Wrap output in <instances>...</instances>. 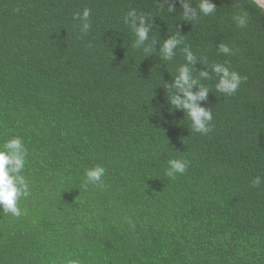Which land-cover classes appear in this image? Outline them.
<instances>
[{"label":"trees","instance_id":"1","mask_svg":"<svg viewBox=\"0 0 264 264\" xmlns=\"http://www.w3.org/2000/svg\"><path fill=\"white\" fill-rule=\"evenodd\" d=\"M210 2L204 15L200 0H0V148L22 140L29 185L19 217L0 211V264H264V8ZM217 64L244 78L234 95L216 90ZM182 65L193 93L209 89L205 135L171 103ZM172 159L188 162L175 179Z\"/></svg>","mask_w":264,"mask_h":264},{"label":"clouds","instance_id":"2","mask_svg":"<svg viewBox=\"0 0 264 264\" xmlns=\"http://www.w3.org/2000/svg\"><path fill=\"white\" fill-rule=\"evenodd\" d=\"M264 3V0H261ZM184 9L183 16L185 19H189V14L195 16L196 12L191 9L189 5L184 2L181 4ZM200 12L204 15H208L215 11V5L210 0H200L199 3ZM174 10L173 6H169V11ZM90 11L84 9L82 14L77 15L75 19L84 21L82 29L87 31L89 24L87 20L89 18ZM129 17L133 18V27L135 29V35L137 37V46L143 43L148 38V28L145 27L144 18H139V24L135 23L136 13L130 11ZM237 25L241 28L247 26L248 15L247 13H241L234 17ZM180 39L177 37H171L163 42L161 53L163 58L169 60L174 54V49L180 44ZM219 51L223 54H230V49L226 45H220ZM185 59L189 64L195 63L194 55L184 50ZM212 71L219 76V79L215 85L218 92L228 96L234 95L241 85L244 79L235 71H229L224 65H213ZM202 78H207V73H200ZM197 81L191 77L190 69L186 65H182L179 68V74L174 80V87H176L181 96H174L171 98V103L178 109L186 111L189 120L191 121V127L194 132L202 135L207 134L210 129V123L212 121V113L209 110L201 107L198 102L205 101L207 99L209 89L201 86L195 93L191 91L192 87L196 85ZM27 151L24 147L22 140L19 137L10 139L4 143L0 148V211L5 214H10L13 217H19L22 214L18 201L21 197H27L29 195V185L25 177L21 174L24 170L26 163ZM188 168V162L180 159H172L168 161V168L166 169V175L175 179L177 175H183ZM105 168L102 166H96L85 171V183L87 185H97L102 183V178L105 175ZM261 183V177H254L252 185L258 186ZM66 264H80L77 259L67 260Z\"/></svg>","mask_w":264,"mask_h":264},{"label":"water","instance_id":"3","mask_svg":"<svg viewBox=\"0 0 264 264\" xmlns=\"http://www.w3.org/2000/svg\"><path fill=\"white\" fill-rule=\"evenodd\" d=\"M257 3H259L264 8V3L261 2V0H255Z\"/></svg>","mask_w":264,"mask_h":264}]
</instances>
